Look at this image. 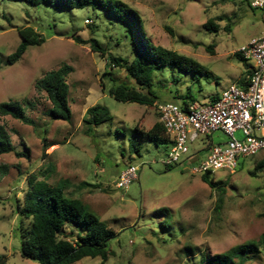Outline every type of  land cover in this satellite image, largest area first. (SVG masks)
Wrapping results in <instances>:
<instances>
[{
    "label": "rangeland",
    "instance_id": "obj_1",
    "mask_svg": "<svg viewBox=\"0 0 264 264\" xmlns=\"http://www.w3.org/2000/svg\"><path fill=\"white\" fill-rule=\"evenodd\" d=\"M121 1L140 15L152 44L196 63L202 76L192 92L199 100L246 82L252 63L239 61L236 50L264 32L261 12L248 7L253 0ZM208 21L217 27L215 32L204 28ZM24 28H32L44 42L28 47L10 66L7 59L21 43L17 30ZM69 35L93 38L107 56L131 60V36L108 13L0 0V104L21 106L32 122L0 116L14 147V153L0 156L3 264H37L20 257L19 229L30 223L16 212L31 175L50 184L65 182L66 194L84 202L116 233L108 242L111 256L106 262L83 258L75 264H199L203 257L259 240L264 234V175L254 166L264 152L241 159L234 172L217 171L209 187L191 169L212 146L226 142L217 132L188 144L189 154L169 169L162 161L171 143L155 145L136 125L146 131L158 122L157 106L172 103L175 90L183 95L189 76L169 69L157 73L151 89L159 99L153 106L117 102L107 91L129 84L125 71ZM62 66L72 69L65 79L69 123L50 119L51 105L35 88L46 73ZM94 105L105 107L111 118L87 133L83 119ZM132 141L139 146L138 155L129 151ZM128 166L137 167V179L125 189L115 188ZM246 264H264V255Z\"/></svg>",
    "mask_w": 264,
    "mask_h": 264
},
{
    "label": "trees",
    "instance_id": "obj_2",
    "mask_svg": "<svg viewBox=\"0 0 264 264\" xmlns=\"http://www.w3.org/2000/svg\"><path fill=\"white\" fill-rule=\"evenodd\" d=\"M1 1L23 2L31 7L47 5L67 10L90 7L108 13L116 19L124 31L131 36L130 61L121 57L107 56L105 48H102L100 43L93 38L87 41L73 35H69V38L77 44H88L94 53H99L103 57L107 56L109 65L125 71L129 84L119 83L111 86L107 91L108 95L117 102L153 106L159 99L151 89L153 78L165 69L177 70L189 76L184 94L180 95L179 91L175 90L170 96L172 104L178 106L181 111H185L193 103L207 105L216 102L219 98L216 94L210 95L206 101L199 100L192 92V87L199 84L200 76H202L196 63L173 51L152 44L142 28L143 21L140 15L121 0ZM248 7L252 9L249 5ZM204 28L212 32L217 30L211 21H208ZM17 34L21 43L7 59L10 66L22 57L28 47L40 46L44 42V39L32 28L18 29ZM236 56L239 61L244 62L239 55L236 54ZM71 71L70 67L62 66L58 70L46 73L35 84L36 90L43 92L51 105L48 112L51 120L71 122L72 114L68 105L69 87L65 80ZM247 73L249 75L250 71ZM238 87L245 90L247 84L245 82ZM176 101L180 103L177 104ZM0 116H9L25 125L32 124L26 117L24 109L16 104L1 103ZM110 118L108 110L103 106L94 105L88 108L83 119L84 124L88 126L86 132H91L92 127L110 121ZM136 131L155 145L171 143L160 121L146 131L136 125ZM129 151L131 154L138 155V144L134 141L130 142ZM9 153H14V147L6 128L0 125V156ZM15 155L26 157L20 153H15ZM254 169L263 171L264 159L257 162ZM212 178L213 175L208 173L201 175L202 181L209 187H212ZM26 183L27 188L23 194L22 203L16 204V212L21 221L26 220L30 223L29 228L20 227L19 229L22 259L37 264H75L83 258H99L101 262L108 260L111 256L108 242L116 237V233L108 228L84 202L66 194L65 182L50 184L47 179L38 181L35 176L31 175ZM260 254L264 255V234L257 241L232 247L211 258L203 257L199 264H246ZM0 264H3L2 258H0Z\"/></svg>",
    "mask_w": 264,
    "mask_h": 264
},
{
    "label": "built area",
    "instance_id": "obj_3",
    "mask_svg": "<svg viewBox=\"0 0 264 264\" xmlns=\"http://www.w3.org/2000/svg\"><path fill=\"white\" fill-rule=\"evenodd\" d=\"M253 10L261 12L264 24V0H253ZM244 62H251L245 90L230 85L216 102L193 103L185 111L172 103L157 106L159 121L171 146L162 161L166 167L179 164L189 154L188 144L199 136L220 132L226 142L212 146L209 154L191 169L192 174L234 172L240 160L264 152V32L236 50ZM240 136L237 138L236 134ZM186 161V159H185ZM264 175V169H263ZM137 179V167H126L115 181V188L125 189Z\"/></svg>",
    "mask_w": 264,
    "mask_h": 264
},
{
    "label": "crops",
    "instance_id": "obj_4",
    "mask_svg": "<svg viewBox=\"0 0 264 264\" xmlns=\"http://www.w3.org/2000/svg\"><path fill=\"white\" fill-rule=\"evenodd\" d=\"M248 70H249V67H248Z\"/></svg>",
    "mask_w": 264,
    "mask_h": 264
}]
</instances>
